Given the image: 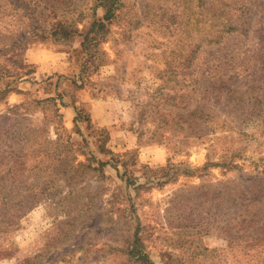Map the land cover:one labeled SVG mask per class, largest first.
<instances>
[{
	"label": "rangeland",
	"instance_id": "1",
	"mask_svg": "<svg viewBox=\"0 0 264 264\" xmlns=\"http://www.w3.org/2000/svg\"><path fill=\"white\" fill-rule=\"evenodd\" d=\"M183 2L122 0L94 69L81 36L35 34L21 0H0L15 47L0 50V220L1 201L21 210L4 220L0 264H141L134 248L154 264H264L236 220L264 218V0H225L239 32L198 51L189 103L157 78L183 50L169 36ZM231 153L233 167L214 166Z\"/></svg>",
	"mask_w": 264,
	"mask_h": 264
},
{
	"label": "trees",
	"instance_id": "2",
	"mask_svg": "<svg viewBox=\"0 0 264 264\" xmlns=\"http://www.w3.org/2000/svg\"><path fill=\"white\" fill-rule=\"evenodd\" d=\"M21 2L24 5V8H22L27 12L28 17L34 16L37 21H41L40 25L38 23L36 26L38 30L34 31L35 34L41 36L48 34L55 40H66L73 36H81V47L89 54L86 61L94 69L107 63L104 60L106 55L98 50V46L107 41L110 28L119 19L122 11V0H84L86 4L81 6L76 4V0H21ZM211 3L213 4L211 5ZM58 4L61 6H58ZM182 5L181 15H183V19L179 20L178 15L172 16L175 22L171 25L172 32L169 36L176 38L177 41H182L184 43L183 50L177 56H172L170 60L165 62V69L158 71L157 78L162 83L160 90L170 87V90L174 91L173 94H166L165 98L167 101L172 102L179 98L189 103L194 93V89L190 88V86H194L199 82L197 79H191L193 73L191 66L196 54L204 45L219 48L225 43L226 38L239 32V27L226 17L224 18L225 0H215V2L210 0H184ZM99 8L104 10L101 18H98L96 14ZM17 9L14 6V10L17 11ZM176 19L178 20L177 23ZM79 26H81V29ZM8 39L0 31V50L5 48H9L8 51L15 49L13 41ZM91 45L93 46V51H90ZM95 61L100 62L96 63ZM0 74L8 75L7 68L0 66ZM165 74L168 76L166 79L164 78ZM16 78H18V75ZM219 85H222L220 88H225L232 97L236 95V91H233L230 86H225L223 82H220ZM214 90H217V88H214ZM242 96L241 94L238 95L239 98ZM52 100L53 98H48L45 101ZM77 105L83 104L80 101H75L71 105L73 110L77 109ZM193 114H197L198 119H204L199 111H194ZM204 117L206 118L204 119L205 121L203 120V124L206 123L208 116ZM195 120L187 128H181L182 131L187 130L186 134L188 135L193 134V131H197L199 125ZM206 126L209 127V125ZM235 156L234 153H231L222 164H215L214 166L221 168L231 167ZM209 157V155L206 157L208 160L206 166L213 165ZM2 181L3 178L0 175V184ZM14 181L16 180L14 179ZM246 196V193L241 194L240 199L242 198V203L246 202L249 204ZM1 202L4 206V218L0 220V232L5 226L4 220L9 215L16 216L17 213L21 212V210H16L15 206L7 209V204L3 201ZM26 205H28V202L23 203L24 207ZM236 220L240 227L239 232H241V237L246 245V248H244L246 254L253 257L250 250L252 248L255 251L259 249L260 254L254 255V257L259 256L257 258L259 260L260 256H262L261 261L264 262V233L259 238L254 235L264 218L251 211L249 217L239 215ZM130 254L132 257H137L141 264H154L138 248H134Z\"/></svg>",
	"mask_w": 264,
	"mask_h": 264
},
{
	"label": "crops",
	"instance_id": "3",
	"mask_svg": "<svg viewBox=\"0 0 264 264\" xmlns=\"http://www.w3.org/2000/svg\"><path fill=\"white\" fill-rule=\"evenodd\" d=\"M67 112L69 113V109H67ZM69 115V114H68Z\"/></svg>",
	"mask_w": 264,
	"mask_h": 264
}]
</instances>
